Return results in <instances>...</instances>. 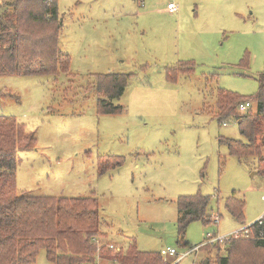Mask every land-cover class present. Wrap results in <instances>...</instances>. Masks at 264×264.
Wrapping results in <instances>:
<instances>
[{"label": "rangeland", "instance_id": "obj_1", "mask_svg": "<svg viewBox=\"0 0 264 264\" xmlns=\"http://www.w3.org/2000/svg\"><path fill=\"white\" fill-rule=\"evenodd\" d=\"M12 3L0 0V20L13 16ZM56 6L69 74L0 76V117L23 124L32 140L15 156L17 194L96 200L107 235L96 238L97 264H116L102 258L103 250L133 245L144 253L175 250L163 256L168 264H216L215 245L244 235L264 216V150L259 167L256 157L230 155L220 137L246 140L235 120H216L219 90L244 98L258 91L264 0H57ZM111 73L128 76L123 95L107 100L122 110L99 115L95 76ZM106 157L124 163L100 174ZM196 194L210 197L211 223L193 222L180 238L176 200ZM233 194L245 203L244 225L224 208ZM256 255L264 260V252ZM33 264L53 263L40 250Z\"/></svg>", "mask_w": 264, "mask_h": 264}, {"label": "trees", "instance_id": "obj_2", "mask_svg": "<svg viewBox=\"0 0 264 264\" xmlns=\"http://www.w3.org/2000/svg\"><path fill=\"white\" fill-rule=\"evenodd\" d=\"M56 4L57 0H13V16L0 20V76L69 74L70 58L58 47L62 21ZM127 80V75L119 73L95 76L99 115L121 112V107L107 100L120 98ZM243 103L255 106V113L250 109L246 115H238L237 108ZM216 109L217 122L226 125L230 119L235 120L239 134L246 140L220 137L219 144L226 146L232 156L258 158L259 167L264 150V74L258 77V91L252 97L219 90ZM31 142L23 124L0 117V264H33L40 250L53 264H97L96 238L107 235L101 228L96 200L17 194L15 156L27 150ZM123 163L122 158L106 157L99 161L98 172L103 174ZM209 202V196L199 194L177 198L180 238L193 222L210 225ZM224 208L237 224L244 225V201L233 194L225 200ZM246 231V235L232 236L222 245H215L216 264H264L256 255L264 252V216L261 224L256 221ZM221 250L224 256L219 255ZM102 258L116 264H168L160 252H140L134 245L119 253L103 250Z\"/></svg>", "mask_w": 264, "mask_h": 264}, {"label": "built area", "instance_id": "obj_3", "mask_svg": "<svg viewBox=\"0 0 264 264\" xmlns=\"http://www.w3.org/2000/svg\"><path fill=\"white\" fill-rule=\"evenodd\" d=\"M167 11L170 13V14H173L175 11H176V7L174 6V4H172V3H169L168 4V6H167ZM251 107H252V105L250 104V103H243V104H240L239 106H238V108H237V114L238 115H246L249 111H250V109H251ZM262 200L264 201V196H262ZM258 223L259 224H261V219H259L258 220ZM244 230V235H246L247 234V231H246V228H244L243 229ZM242 230V231H243ZM241 232V231H240ZM239 233V232H238ZM238 233H236V234H233L235 237H238L239 236V234ZM233 235H231L230 237H232ZM230 237H228V238H230ZM228 238H226V239H228ZM224 239H213V238H210V243H213V242H222ZM110 248H112V246H110ZM198 249V248H197ZM160 254L162 255V256H167V255H169V256H173V255H176V252H175V250H173V249H163V250H161L160 251ZM186 254H184V255H182V256H180L177 260H180V259H182L184 256H185ZM176 260V261H177Z\"/></svg>", "mask_w": 264, "mask_h": 264}, {"label": "crops", "instance_id": "obj_4", "mask_svg": "<svg viewBox=\"0 0 264 264\" xmlns=\"http://www.w3.org/2000/svg\"><path fill=\"white\" fill-rule=\"evenodd\" d=\"M250 226V225H249Z\"/></svg>", "mask_w": 264, "mask_h": 264}]
</instances>
